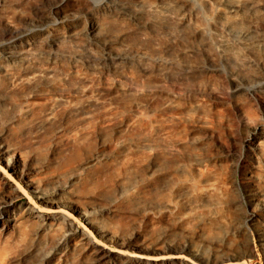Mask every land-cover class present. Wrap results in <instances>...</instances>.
<instances>
[{
    "label": "rangeland",
    "instance_id": "rangeland-1",
    "mask_svg": "<svg viewBox=\"0 0 264 264\" xmlns=\"http://www.w3.org/2000/svg\"><path fill=\"white\" fill-rule=\"evenodd\" d=\"M2 1L0 24L33 30V49L0 59V141L56 206L84 210L56 216L0 176L18 221L0 223V264H159L186 246L264 264L246 192L264 199V129L244 144L264 125V0H127L141 21L118 0ZM57 38L63 53L39 56ZM15 39L0 25V53Z\"/></svg>",
    "mask_w": 264,
    "mask_h": 264
},
{
    "label": "bare ground",
    "instance_id": "bare-ground-1",
    "mask_svg": "<svg viewBox=\"0 0 264 264\" xmlns=\"http://www.w3.org/2000/svg\"><path fill=\"white\" fill-rule=\"evenodd\" d=\"M28 1H30V0H28ZM62 1L70 3V1H72V0H62ZM108 1H115V0H108ZM32 2H34L33 4H35V3L38 4V3H42L43 0H32ZM45 3H47V2H45ZM45 3H42L40 5H44ZM4 4H5V1H2L0 3V8H2ZM51 4H52V2H51ZM53 4L52 5L49 4L50 5L49 8H51V11H55L56 13H59L58 12V7L53 5ZM118 4H119L120 8H124L126 10L131 11V13H133L136 16L135 18L140 17L139 21H141V17L143 16V14H145L142 10L139 11V10L135 9L134 6H131L128 3L127 0L126 1L125 0H118ZM21 8L25 9V7H22L21 5H18L17 9H21ZM47 17L48 16H44L41 19L43 20L44 18H47ZM0 25L4 26V28H7V30H9L11 33H13L15 35V37H16L15 40H17L15 44H12L9 47H7L6 49L2 50V52L0 53V59H3L4 61L5 60H9V62H12V64L13 63L14 64L17 63V61L19 62L17 64H22V62L26 58L25 56H27L26 54L27 53L30 54L31 49H33L30 46V41H29V38H28L29 36L27 37V35L29 34L28 32H32L33 30L32 31H30V30L27 31L26 28H23L21 26H16V25H14L12 23H9V22H2ZM22 33H26L27 35H22ZM87 33L91 36V38L93 39L94 43H96L97 46L102 47L105 52L106 51L110 52V50H112V46L110 45V44H112L111 41L107 40L105 37L100 35L98 33V31L96 30V28L93 27V25L90 26L89 29H87ZM55 42H60L59 38L53 40V44H51V48L49 50H45V51L44 50H39L38 51L39 56L45 55V53L50 51L52 48L54 50H57L59 53L60 52L63 53V51H59L60 47ZM101 52H103V51L101 50ZM103 55L106 56V54H103ZM1 70H2V63L0 64V72H1ZM51 113L47 114V116L50 119H51V116H53ZM85 117H88V114H86ZM263 126L264 125L255 127L251 131V133H249V135L246 137V139L244 141V144H245V146L247 148L252 146L254 144V141L257 140V137L259 136V132L260 131L262 132L263 129H264ZM30 171H31L30 166L25 161H23L20 158V156H18L16 153L11 151L10 148L7 146V144H4V142L0 141V176H1V178L7 184L11 185L12 188L15 187V190L17 188V190H19V192L23 196H26V195L31 196L30 199H29V202L31 204H32V201L33 202L35 201L36 203H39L42 206H44V208H43L40 205V207H38V208L35 207V209H34V206L30 205L31 209L33 208L32 209L33 212L35 210V212H37V213H44V212H41L42 208L43 209H48L46 207H50L52 205L56 206V203L52 202V200H51L52 197L56 196L55 195L56 193H54L56 191V189H47L46 190L45 188L40 186L34 180V178L31 176ZM248 176H250V175L248 174ZM22 185H23L24 189L22 188ZM211 185L212 184H210V186ZM210 189H213V187H210L208 189L209 192H210ZM15 190H13V192ZM246 192L249 195L248 199H249V202L251 204V207L249 208L251 210L250 216H249V222L252 224L253 229H255V237H256V239H257V241H258V243H259V245L262 248L263 253H264V218H262V217H264V199H263V194L260 191V189L255 184H253L251 181H250L249 185L246 188ZM16 195H17V193H16ZM16 195L14 193L11 194L9 192L6 196H4V194H3V197L1 198L0 205H2V206L0 207V223H2L3 228L5 230L13 229L16 226H18L17 225V223H18L17 219L15 218V216H13L11 214V212L9 210L11 207H13V205L15 203ZM18 196H19V194H18ZM33 204H35V203H33ZM55 209H56L55 210L56 216L57 215L60 216V217H62V215L63 216H69V220L70 221L72 219V218L70 219V216L71 217L73 216L72 213H74V215H76V214L78 215V214H80V210L81 211L84 210V208L74 206V207L70 208L69 210L65 211V209H63L61 206H59V204L56 206ZM12 212H14V211H12ZM30 215H32V214H30ZM38 215L39 214L36 215L37 218H38ZM40 215H42V214H40ZM82 215L85 216V217L87 216L86 214L85 215L82 214ZM87 217H89V216H87ZM54 218H53V220H54ZM55 219H57V218H55ZM58 219H59V217H58ZM85 225L89 226V228L93 227L88 219H85ZM100 234L102 235L103 238H106V237L108 238V234L106 232H100ZM191 251H193V250H191L190 248H188L186 246V247H183L182 250H177V251L176 250H169L168 252L163 253V255H161L158 258H155V259L153 258L152 259V258L149 257V259L152 262L153 261L154 262L158 261V262H161L162 264H169V262H171L172 260H177V261L181 260V261L185 262L186 261V257H188V256L190 257L191 256L190 257L191 260L196 262V264H244L245 263V262H243V257L240 255L239 252H236L235 254H231L229 256H226L225 258L217 259V260H214V261H209V260H206L205 258H203L199 254H193L192 255L190 253ZM117 254H120V253H117ZM101 258H100V260H101ZM142 258H141V260H142ZM139 259H140V257H139ZM145 259H146V257L143 258V260H145ZM147 262H149V261H147ZM161 263H159V264H161ZM155 264H157V263H155Z\"/></svg>",
    "mask_w": 264,
    "mask_h": 264
}]
</instances>
